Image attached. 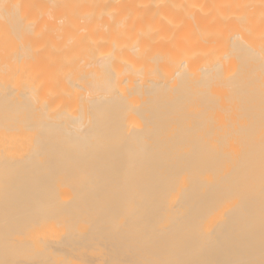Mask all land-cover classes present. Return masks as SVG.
<instances>
[{
  "label": "bare ground",
  "instance_id": "1",
  "mask_svg": "<svg viewBox=\"0 0 264 264\" xmlns=\"http://www.w3.org/2000/svg\"><path fill=\"white\" fill-rule=\"evenodd\" d=\"M0 264H264V0H0Z\"/></svg>",
  "mask_w": 264,
  "mask_h": 264
}]
</instances>
